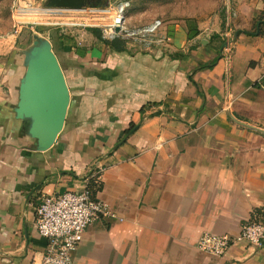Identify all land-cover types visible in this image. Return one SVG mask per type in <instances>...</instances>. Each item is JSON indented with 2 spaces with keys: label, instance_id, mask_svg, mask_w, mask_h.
<instances>
[{
  "label": "crops",
  "instance_id": "obj_1",
  "mask_svg": "<svg viewBox=\"0 0 264 264\" xmlns=\"http://www.w3.org/2000/svg\"><path fill=\"white\" fill-rule=\"evenodd\" d=\"M220 1L197 22L156 9L128 27L122 16L127 28L161 22L148 43L120 36L122 52L86 29L94 26L83 29L86 48L62 35L70 102L45 151L14 116L23 57L0 58V264L39 260L47 240L36 206L82 189L98 169L90 187L117 219L93 220L72 264H264V241L236 242L222 257L197 249L204 232L236 235L246 220L264 221V0ZM108 23L95 27L110 40Z\"/></svg>",
  "mask_w": 264,
  "mask_h": 264
},
{
  "label": "built area",
  "instance_id": "obj_2",
  "mask_svg": "<svg viewBox=\"0 0 264 264\" xmlns=\"http://www.w3.org/2000/svg\"><path fill=\"white\" fill-rule=\"evenodd\" d=\"M127 3L115 6L116 16L111 22L101 28L102 35L107 38L122 36L148 43L157 36L160 20L127 28L123 23L121 12ZM46 15H59L69 11L63 8L46 7ZM93 12L103 13L105 9H92ZM66 25H82L80 22H66ZM53 25V24H50ZM119 26L118 33L115 26ZM100 169L92 172L86 185L80 190H67L63 193L50 194L42 197L35 208V225L40 236L47 240L45 251L39 260L30 264H72V254L80 243L87 226L98 217L117 219L110 206L97 199L90 187V180H99ZM264 241V222L257 217L246 220L236 235L227 233L204 232L197 240V249L212 257H222L236 242L247 246L258 247Z\"/></svg>",
  "mask_w": 264,
  "mask_h": 264
},
{
  "label": "rangeland",
  "instance_id": "obj_3",
  "mask_svg": "<svg viewBox=\"0 0 264 264\" xmlns=\"http://www.w3.org/2000/svg\"><path fill=\"white\" fill-rule=\"evenodd\" d=\"M119 1V0H117ZM128 2L125 13L126 26L133 22L134 16H139L140 22L145 23L153 18L152 11L162 9L166 14H179L180 19L187 22H197L212 18L222 7L220 0H120ZM44 0H0V58L15 59L21 62L22 50L28 47L34 36L50 39V32L57 31L64 37L72 39L74 48H86L91 46L92 37L84 33L87 26H102L111 22L116 16L117 10L113 0H109L113 6L111 10L106 9L103 13L93 12L92 9H103L100 6H87L81 10H69L64 14L56 16L45 13H30L20 11L27 8H46ZM109 5V4H108ZM166 20V18H165ZM80 22L82 25L70 26L66 22ZM53 24V25H50ZM86 25V26H85ZM59 59L63 60L65 53H58ZM57 55V53H56ZM71 54L66 53L65 56Z\"/></svg>",
  "mask_w": 264,
  "mask_h": 264
},
{
  "label": "water",
  "instance_id": "obj_4",
  "mask_svg": "<svg viewBox=\"0 0 264 264\" xmlns=\"http://www.w3.org/2000/svg\"><path fill=\"white\" fill-rule=\"evenodd\" d=\"M46 5L73 10L85 8L83 0H47ZM114 30L118 33L119 26ZM33 38L22 50L24 73L19 80L13 111L35 149L45 151L64 127L70 91L51 41L38 36Z\"/></svg>",
  "mask_w": 264,
  "mask_h": 264
},
{
  "label": "trees",
  "instance_id": "obj_5",
  "mask_svg": "<svg viewBox=\"0 0 264 264\" xmlns=\"http://www.w3.org/2000/svg\"><path fill=\"white\" fill-rule=\"evenodd\" d=\"M88 31H90V32H92L93 33V35L97 38V39H99L101 42H103L105 45H107L108 47H109V49H111V50H113V51H115V52H122V51H124L125 50V41L122 39V38H120V36H116V37H114V38H112V39H110V40H108V39H105V38H102V36H101V32H100V29L98 28V27H87L86 28ZM50 39H51V43H52V48H53V50H54V52L55 53H58L59 51H61V44H63V42L62 41H64L63 40V36L60 34V33H58L56 30L55 31H51L50 32ZM67 47V46H66ZM65 47V48H66ZM211 65H205V66H201V67H199V68H204V67H210ZM95 75L96 76H100V77H102L99 73H97V72H95ZM140 111L141 112H143L144 111V108L143 107H141L140 108ZM157 112H153V113H151V115L152 114H156ZM136 126V124H131L130 126H129V128H127L126 130H125V132H124V134L126 135V134H128L131 130H133L134 129V127ZM264 222V221H263Z\"/></svg>",
  "mask_w": 264,
  "mask_h": 264
},
{
  "label": "flooded vegetation",
  "instance_id": "obj_6",
  "mask_svg": "<svg viewBox=\"0 0 264 264\" xmlns=\"http://www.w3.org/2000/svg\"><path fill=\"white\" fill-rule=\"evenodd\" d=\"M83 2H84V7L97 5L100 6V8H102V7H106L108 0H83Z\"/></svg>",
  "mask_w": 264,
  "mask_h": 264
}]
</instances>
